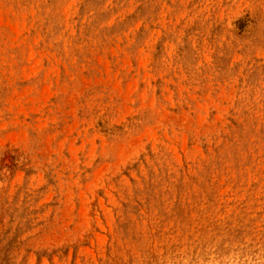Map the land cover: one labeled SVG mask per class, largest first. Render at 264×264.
Returning <instances> with one entry per match:
<instances>
[{
    "label": "rangeland",
    "instance_id": "374dc122",
    "mask_svg": "<svg viewBox=\"0 0 264 264\" xmlns=\"http://www.w3.org/2000/svg\"><path fill=\"white\" fill-rule=\"evenodd\" d=\"M0 264H264V0H0Z\"/></svg>",
    "mask_w": 264,
    "mask_h": 264
}]
</instances>
